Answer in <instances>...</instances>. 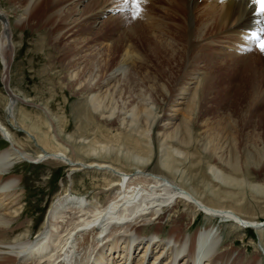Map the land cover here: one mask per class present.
<instances>
[{"label":"rangeland","instance_id":"obj_1","mask_svg":"<svg viewBox=\"0 0 264 264\" xmlns=\"http://www.w3.org/2000/svg\"><path fill=\"white\" fill-rule=\"evenodd\" d=\"M27 1L0 0V10L9 22L11 44L3 53L4 62L0 59V122L8 128L18 147L33 157L41 151L38 144L20 130L28 131L21 120L35 132L57 136L63 147L68 146V155L74 153L73 141L83 146L87 145L85 143L115 145L121 137H126L128 133L120 129L115 120L83 116L81 111L88 107L84 103L85 94L75 90L76 80L69 79L68 74L82 76L96 71L104 79L128 51L141 60L136 65L134 61L125 63L122 75L125 78L122 83L118 79L117 84L125 90L127 87L146 89L151 82L156 85L157 91L149 96L155 116L165 113L168 101L180 89H188L189 103L178 112V117L180 120L188 118L189 123L179 125L177 131L185 133V127L189 128L183 148L191 154L192 161L187 163L189 166H182L191 173L198 187L205 190V199L209 201L207 194L212 193L209 189L218 192L214 194L229 195L230 200H221L222 206L239 209L241 215L262 221L248 229L239 226L242 229L234 231L230 227L235 224L229 219H215L198 212L195 220L185 218V208L178 205L174 212L158 220V236H168L171 220L190 236L208 225H215L222 232L226 248L230 247L239 259L250 263L260 259L264 264V237H259L264 234L254 229L255 226L264 229V56L257 64L253 62L256 55L251 57L252 49L227 55L228 49L224 47L228 44L219 41L203 44L207 38L187 55L189 42L181 25L172 23L173 15L161 9L164 0H141L143 5L139 4V9L136 0H119L113 10L96 19L86 17L95 12V2L111 0H87L82 6H77L76 0H40L21 25H16L14 21ZM63 5L67 12H62L61 17H48ZM175 21L180 22V19ZM68 23L72 25L67 26ZM95 82L93 93L97 91ZM10 99L15 102V121L6 117L5 106ZM156 131H159L157 127ZM5 142L0 137V151L8 145ZM209 150L215 152L216 158L206 153ZM74 154L71 157L77 162L79 159L88 164L94 160L79 155L78 150ZM55 163L50 160L21 162L10 170L19 179L14 206L18 216L13 224L18 228L8 238L20 233L34 239L58 198L68 195L75 201L83 197L104 204L115 190L124 186L104 171L78 166L70 169ZM206 166L230 177L232 183L215 180ZM149 232L153 230L142 229L141 234ZM136 259L137 254H134L131 264H137Z\"/></svg>","mask_w":264,"mask_h":264},{"label":"bare ground","instance_id":"obj_2","mask_svg":"<svg viewBox=\"0 0 264 264\" xmlns=\"http://www.w3.org/2000/svg\"><path fill=\"white\" fill-rule=\"evenodd\" d=\"M39 1L28 0L14 23L21 25L30 9L38 5ZM85 1L87 0H76L77 6H82ZM116 1L119 0H111L109 3L95 2V12L86 17L93 19L90 17L95 16L96 19L104 16L116 7ZM164 2L161 9L173 15L172 23L174 26L181 25L189 42V46L186 45L187 55L207 38L203 44L208 45L213 41L228 44L224 47L230 51H226L227 55L252 49L254 52L251 57H260H254L253 62L258 64L262 61L264 53L259 50L258 45L264 41V16L252 0ZM64 7L63 5L55 8L48 17L55 16L58 19L62 12H67ZM142 15L145 16L143 13ZM176 18L180 19V22L175 21ZM71 23L67 26L72 25ZM0 25V59L4 62L3 53L11 44L9 22L2 10ZM140 60L125 51L117 67L105 74L104 79L96 71L87 72L82 76L77 73V76L68 74L69 79L76 80L75 90L85 94L84 103L88 107L82 108L81 111L85 118L89 116L99 120H115L119 128L128 133L115 145L85 143L87 145L83 146L80 142L73 141L74 153L78 150L79 155L94 159L88 164L79 162V159L78 162L72 159L71 156L75 154L68 155V146L63 147L57 136L35 132L27 128L21 120V125L28 131L22 128L20 130L33 139L41 150L33 157L18 147L19 144L11 138L8 128L0 122V135L8 143L6 148L0 151V264H131L134 254L138 257L137 264H262L260 259L253 263L239 259L230 247L226 248L222 232L215 225H208L199 229L194 236H190L185 229L179 228L177 223L171 220L168 236H158V220L162 215L174 212L178 205L185 208V218L195 220L198 213H203L215 219H229V222L235 224L230 227L234 231L242 229L240 227L248 229L262 221H254L241 215L239 209L235 211L233 208L222 206L221 200H230L229 195L214 194L218 192L209 189L212 193L207 194V201L204 197L205 190L198 187V183L192 180L191 173L182 166L192 161L191 154L183 148L184 138L189 136V128L185 127V133L177 131L179 125L186 126L189 123L188 118L180 120L178 117V112L189 103L187 88L180 89L174 98L168 101L169 106H165L163 115L155 116L149 96L157 91L156 85L151 82L145 90L128 87L125 90L124 86L117 84L118 79L122 83L121 80L125 78L122 77L125 63L134 61L136 65ZM94 82L95 91L97 90L95 93L92 92ZM14 103V100L10 99L5 106L11 121H15ZM67 138L68 142L72 141L70 137ZM130 139L132 141H129ZM206 153L215 157L213 150ZM44 160L67 165L70 169L78 166L104 171L124 186L115 190L113 197L104 204H99L96 199L87 200L83 197H78L75 201L68 195L58 198L34 239L20 233L8 238L15 232V228H18L13 224L18 216V210L16 211L14 206L17 192L15 188L19 179L12 175L10 170L21 162ZM205 168H209L215 180L232 183V179L220 171L209 166ZM25 228L26 233L27 226ZM142 229H152L153 232L142 235ZM254 229L258 230L259 234H264V229L257 226ZM66 237L67 239H63ZM259 237L262 239L264 235ZM28 260L32 262H26Z\"/></svg>","mask_w":264,"mask_h":264},{"label":"snow or ice","instance_id":"obj_3","mask_svg":"<svg viewBox=\"0 0 264 264\" xmlns=\"http://www.w3.org/2000/svg\"><path fill=\"white\" fill-rule=\"evenodd\" d=\"M141 0H136L137 3V8L139 9V3ZM253 4L259 6L260 14L264 16V0H252ZM255 35V34H253ZM259 50L264 53V41H261L260 44L258 45Z\"/></svg>","mask_w":264,"mask_h":264}]
</instances>
